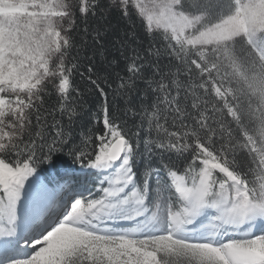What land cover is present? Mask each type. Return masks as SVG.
I'll use <instances>...</instances> for the list:
<instances>
[{
	"label": "snow or ice",
	"instance_id": "obj_1",
	"mask_svg": "<svg viewBox=\"0 0 264 264\" xmlns=\"http://www.w3.org/2000/svg\"><path fill=\"white\" fill-rule=\"evenodd\" d=\"M0 264H264V0H0Z\"/></svg>",
	"mask_w": 264,
	"mask_h": 264
}]
</instances>
